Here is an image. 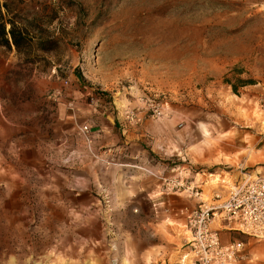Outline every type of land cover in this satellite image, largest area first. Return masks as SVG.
Wrapping results in <instances>:
<instances>
[{
    "label": "rangeland",
    "instance_id": "obj_1",
    "mask_svg": "<svg viewBox=\"0 0 264 264\" xmlns=\"http://www.w3.org/2000/svg\"><path fill=\"white\" fill-rule=\"evenodd\" d=\"M9 8L26 35L20 51L0 46V264H179L181 211L199 200L184 193L153 222L115 204L129 189L102 165L75 103L162 122L203 200L226 196L223 178L264 177V0ZM221 237L246 244L252 262L240 264H264V240Z\"/></svg>",
    "mask_w": 264,
    "mask_h": 264
},
{
    "label": "crops",
    "instance_id": "obj_2",
    "mask_svg": "<svg viewBox=\"0 0 264 264\" xmlns=\"http://www.w3.org/2000/svg\"><path fill=\"white\" fill-rule=\"evenodd\" d=\"M74 111L84 119L82 125L90 127L102 165L107 170L114 169V181L129 189L115 204L136 207L141 213L134 217L153 222L159 207L167 205L169 213L171 204L185 203L184 193L170 192L166 186L169 181L185 179L183 176L196 172L181 164L180 156L169 152L170 134L162 122L121 112L114 103L105 101L76 102ZM192 178L195 179L190 177L187 182L191 183Z\"/></svg>",
    "mask_w": 264,
    "mask_h": 264
},
{
    "label": "built area",
    "instance_id": "obj_3",
    "mask_svg": "<svg viewBox=\"0 0 264 264\" xmlns=\"http://www.w3.org/2000/svg\"><path fill=\"white\" fill-rule=\"evenodd\" d=\"M87 137L89 129L82 130ZM227 194H215L211 201L201 199L203 191L199 185L186 179L169 181L166 190L187 193L198 199L193 209H183L186 238L179 264H240L252 262L246 253V244L230 239L223 242L222 230L240 232L257 241L264 240V177L244 175L241 181L231 183L220 180Z\"/></svg>",
    "mask_w": 264,
    "mask_h": 264
},
{
    "label": "trees",
    "instance_id": "obj_4",
    "mask_svg": "<svg viewBox=\"0 0 264 264\" xmlns=\"http://www.w3.org/2000/svg\"><path fill=\"white\" fill-rule=\"evenodd\" d=\"M10 3H12V0H0V46L11 47L13 44L20 51V47L25 40L23 36L26 33L24 30L20 31L17 28L15 19L10 17Z\"/></svg>",
    "mask_w": 264,
    "mask_h": 264
},
{
    "label": "bare ground",
    "instance_id": "obj_5",
    "mask_svg": "<svg viewBox=\"0 0 264 264\" xmlns=\"http://www.w3.org/2000/svg\"><path fill=\"white\" fill-rule=\"evenodd\" d=\"M183 264H186L185 260L183 261Z\"/></svg>",
    "mask_w": 264,
    "mask_h": 264
}]
</instances>
